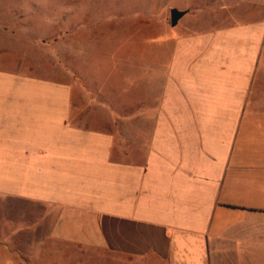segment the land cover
<instances>
[{"label": "crops", "instance_id": "obj_1", "mask_svg": "<svg viewBox=\"0 0 264 264\" xmlns=\"http://www.w3.org/2000/svg\"><path fill=\"white\" fill-rule=\"evenodd\" d=\"M225 17L176 34L136 101L0 63V197L107 264H264V17Z\"/></svg>", "mask_w": 264, "mask_h": 264}, {"label": "rangeland", "instance_id": "obj_2", "mask_svg": "<svg viewBox=\"0 0 264 264\" xmlns=\"http://www.w3.org/2000/svg\"><path fill=\"white\" fill-rule=\"evenodd\" d=\"M236 1L0 0V63L76 71L87 76L94 95L97 83L129 89L137 71H155L169 59L172 39L192 29L191 24L204 28L231 22L223 18L231 13L242 22L264 17V0ZM204 5L211 15L202 10ZM172 9L190 10L176 27L171 25ZM137 97L130 88L124 100ZM47 213L39 205L0 197V264H107L121 259L50 240L33 228Z\"/></svg>", "mask_w": 264, "mask_h": 264}, {"label": "water", "instance_id": "obj_3", "mask_svg": "<svg viewBox=\"0 0 264 264\" xmlns=\"http://www.w3.org/2000/svg\"><path fill=\"white\" fill-rule=\"evenodd\" d=\"M186 14V11H181V10H178V9H172L171 10V25L173 27H176L180 20L185 16Z\"/></svg>", "mask_w": 264, "mask_h": 264}]
</instances>
